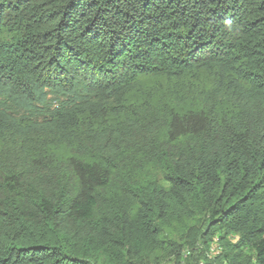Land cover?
I'll list each match as a JSON object with an SVG mask.
<instances>
[{
    "label": "trees",
    "instance_id": "16d2710c",
    "mask_svg": "<svg viewBox=\"0 0 264 264\" xmlns=\"http://www.w3.org/2000/svg\"><path fill=\"white\" fill-rule=\"evenodd\" d=\"M170 262L264 264V0H0V264Z\"/></svg>",
    "mask_w": 264,
    "mask_h": 264
},
{
    "label": "bare ground",
    "instance_id": "6f19581e",
    "mask_svg": "<svg viewBox=\"0 0 264 264\" xmlns=\"http://www.w3.org/2000/svg\"><path fill=\"white\" fill-rule=\"evenodd\" d=\"M218 245V244H217ZM220 249V248H219ZM222 249V248H221ZM216 252V245H213L212 247H211V249H210V251H209V253H208V255L212 258L213 257V253H215ZM218 252V251H217ZM165 264H174V263H165ZM222 264H224V263H222ZM227 264V263H226Z\"/></svg>",
    "mask_w": 264,
    "mask_h": 264
},
{
    "label": "built area",
    "instance_id": "2783aa9c",
    "mask_svg": "<svg viewBox=\"0 0 264 264\" xmlns=\"http://www.w3.org/2000/svg\"><path fill=\"white\" fill-rule=\"evenodd\" d=\"M175 264V263H174Z\"/></svg>",
    "mask_w": 264,
    "mask_h": 264
}]
</instances>
